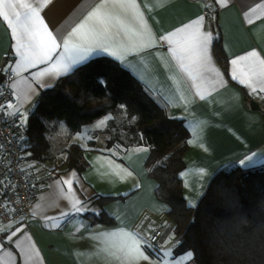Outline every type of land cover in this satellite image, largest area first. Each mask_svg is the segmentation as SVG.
Returning <instances> with one entry per match:
<instances>
[{
    "label": "crops",
    "instance_id": "0c3cea01",
    "mask_svg": "<svg viewBox=\"0 0 264 264\" xmlns=\"http://www.w3.org/2000/svg\"><path fill=\"white\" fill-rule=\"evenodd\" d=\"M94 2L96 0H49L41 15L50 29L59 27L67 35L87 14V10H90L86 6ZM258 2L260 0H228L226 7H219L214 4V0H137L156 35L194 21L197 16H204L203 10L210 11V17L204 22V30L213 33L210 64L225 74L224 78L228 83L206 94L204 100L197 98L188 111H185L175 98V89L170 77L179 79L182 74L166 47L149 50L140 56H130L124 64L105 52L94 53L83 63L75 65L67 74L45 77L50 86L40 88L38 94L24 106L25 111L29 114L33 110L34 101L41 91L53 87L58 79L90 60L105 57L117 62L145 89L155 87L173 99V104L166 108L167 113L171 118L182 121L189 134L188 149L183 156L185 167L180 173V178L185 203L194 209L219 172L236 166L244 169L264 168V118L258 109H253L250 105V101L258 103L260 100L250 96L249 90L243 85L231 80L230 63L232 59L244 56L252 50L264 53V18L257 19V16L264 17V10L257 9L255 14L249 12L253 20L251 24L246 22L243 15ZM205 3L213 5V9L205 8ZM216 41H219L224 67L215 54ZM13 43L6 22L0 18V64H4L6 60L11 61L10 49ZM38 67L44 68L46 65ZM37 70L30 69L23 75L31 78V73ZM180 83L183 86L182 79ZM185 94L190 98L187 89ZM110 118L106 116L86 125L89 126L87 136L92 139L87 141L88 147L82 146L85 150L84 158L88 163L84 171L69 170L55 175L56 170H52L55 160L51 157L45 162L29 159L27 174L34 186L35 201L28 220L3 227L0 233V245H3L0 247V264H102L94 255L99 244L94 238L96 233L135 231L146 237V233L156 225L168 220L166 213L169 207L156 199L154 192L157 182L148 176L145 167L148 149L138 148L121 152L106 149L107 125ZM104 119L106 122L97 127ZM17 124L19 126V120ZM57 126L61 128L60 122L50 124L52 131L47 135L50 147L63 142L59 133L53 135ZM67 144V140H64V150ZM26 155L29 157L30 153ZM246 157H252L253 163L249 164L246 160L248 166L241 165L240 161ZM47 165L52 167L49 169ZM124 170L132 175L120 179L121 175H125ZM65 179L74 181L73 192H68V186L62 184ZM73 195L81 199L88 209H95L100 214L105 213L113 223L95 221L100 214L97 215L93 211L74 214L68 218L60 216L61 211L70 210ZM101 197L114 199L100 205L96 200ZM190 201L196 206H190ZM45 216L52 217V220L44 219ZM147 219L153 221L152 226L147 224L148 232H145L143 229ZM54 223H62V227L57 229L49 226ZM17 227L20 231L10 243L5 233L16 231ZM16 241L21 245L30 244L35 249L34 260L21 257ZM167 242L161 249L148 250L153 260L162 249H170L174 264L184 253L190 251H180L179 236L174 232L170 234ZM190 264L195 263L192 260Z\"/></svg>",
    "mask_w": 264,
    "mask_h": 264
},
{
    "label": "trees",
    "instance_id": "16d2710c",
    "mask_svg": "<svg viewBox=\"0 0 264 264\" xmlns=\"http://www.w3.org/2000/svg\"><path fill=\"white\" fill-rule=\"evenodd\" d=\"M215 54L224 67L219 41ZM118 115H124L121 122L116 121ZM106 116L111 117L107 150L148 149L145 167L157 182L156 199L169 207L166 216L175 226L180 251H192L195 264H264V168L236 166L219 172L197 207L189 208L180 178L188 131L140 82L109 58L92 59L39 93L27 124L20 128L24 151L30 153L28 160H48L51 122H63L76 134ZM65 153V159L52 169L55 175L69 170L82 172L88 167L85 150L79 144H70ZM112 199L101 197L96 202L103 205ZM95 221L113 223L105 213Z\"/></svg>",
    "mask_w": 264,
    "mask_h": 264
},
{
    "label": "snow or ice",
    "instance_id": "6c2138e0",
    "mask_svg": "<svg viewBox=\"0 0 264 264\" xmlns=\"http://www.w3.org/2000/svg\"><path fill=\"white\" fill-rule=\"evenodd\" d=\"M48 3L49 0H0V18L6 22L14 42L10 49L11 61L6 60L4 64H0V79L7 77L11 81L8 87L13 99H6L0 104V114L13 117L14 122L19 120V126L28 122V112L24 106L38 94L40 88L50 86L45 77L67 74L75 65L83 63L94 53L105 52L124 64L130 56H140L149 50L166 47L182 74L179 79H170L175 89V98L185 111L189 110V106L194 104L197 98L204 100L206 94L228 83L224 78L225 74L210 64L213 33L204 30L205 16H197L194 21L156 35L137 0H96L86 6L90 10H87V14L65 35L61 28L50 29L45 23L41 11ZM214 4L226 7L228 0H214ZM203 6L213 9V5L207 3ZM257 9L264 10V0L255 3L254 7L243 13L248 24L253 23L249 12L255 14ZM261 18L264 17L257 16L258 20ZM230 63L231 80L247 88L250 96L264 102V53L252 50L244 56L232 59ZM39 65L46 67L39 68ZM33 68L38 70L31 73V78L23 75ZM185 89L190 98L185 94ZM146 91L162 107L167 108L173 104L172 98L165 96L155 87H149ZM120 108L126 110V105L121 104ZM135 119L133 116L132 120ZM103 124L102 120L97 127ZM164 159L167 160L168 157ZM246 160L249 164L253 163L252 157H246L240 161L241 165L248 166ZM124 171L125 175H121L120 179L132 175ZM62 184L68 186V192H73V180L65 179ZM189 204L196 206L191 201ZM87 211L100 214L95 209H88L81 199L73 195L70 210L61 211L60 216L68 218ZM44 219L51 221L52 217L45 216ZM49 226L59 229L62 223ZM19 231L17 227L16 231L6 232L7 240L11 243ZM94 238L99 241L94 255L102 264H173L170 249H162L157 253L155 260L152 259L148 251L154 249L151 242L154 237L151 232L147 238L135 231L99 232ZM167 243L165 241V244ZM16 247L20 249L21 257L34 260L36 251L30 244L21 245L16 241ZM193 258L194 253L187 251L174 264H190Z\"/></svg>",
    "mask_w": 264,
    "mask_h": 264
},
{
    "label": "built area",
    "instance_id": "2783aa9c",
    "mask_svg": "<svg viewBox=\"0 0 264 264\" xmlns=\"http://www.w3.org/2000/svg\"><path fill=\"white\" fill-rule=\"evenodd\" d=\"M203 15L209 18L210 11L203 10ZM10 83L7 77L0 80V93H3L0 95V104H3L6 99H13L8 87ZM257 105L264 118V102L259 101ZM20 133L17 120L14 122L13 117L0 114V233L3 227L10 223L28 220L35 201L33 186L27 174L29 160L24 151ZM152 221L147 219L146 227L143 229L145 232H148L147 224L152 226ZM174 229V224L168 219L150 231L154 237L151 242L155 250L165 245V241ZM146 234L147 238L149 232Z\"/></svg>",
    "mask_w": 264,
    "mask_h": 264
},
{
    "label": "rangeland",
    "instance_id": "374dc122",
    "mask_svg": "<svg viewBox=\"0 0 264 264\" xmlns=\"http://www.w3.org/2000/svg\"><path fill=\"white\" fill-rule=\"evenodd\" d=\"M123 116L118 115V117L116 118V121L121 122L123 119ZM103 121L106 122L105 119ZM60 125H61V128H60V126H57V129H56L57 131L53 135L59 133V135H61V139L63 142H64V140H67L68 144L66 147H68L70 144H80V146L88 147L89 142L87 143V141L92 139L91 136H87L89 126H83V128L81 129L80 132L73 134L72 132H70V130L66 127V125L63 122H60ZM107 126H108V128L111 129L110 122L108 123ZM61 130H62V132H61ZM60 132H61V134H60ZM63 142H61V144H59V145H52L50 147L51 151H50L49 158L51 157V159L55 160L53 162L55 164L54 166L59 165L66 157L65 150L62 147ZM47 167L50 169L52 166L47 165Z\"/></svg>",
    "mask_w": 264,
    "mask_h": 264
},
{
    "label": "water",
    "instance_id": "95a60500",
    "mask_svg": "<svg viewBox=\"0 0 264 264\" xmlns=\"http://www.w3.org/2000/svg\"><path fill=\"white\" fill-rule=\"evenodd\" d=\"M250 105L253 109H258V105L254 101H250Z\"/></svg>",
    "mask_w": 264,
    "mask_h": 264
}]
</instances>
